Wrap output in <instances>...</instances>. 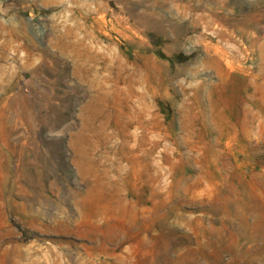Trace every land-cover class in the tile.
Returning <instances> with one entry per match:
<instances>
[{"label":"rangeland","instance_id":"374dc122","mask_svg":"<svg viewBox=\"0 0 264 264\" xmlns=\"http://www.w3.org/2000/svg\"><path fill=\"white\" fill-rule=\"evenodd\" d=\"M0 264H264V0H0Z\"/></svg>","mask_w":264,"mask_h":264}]
</instances>
